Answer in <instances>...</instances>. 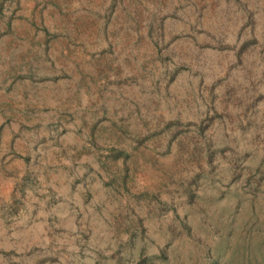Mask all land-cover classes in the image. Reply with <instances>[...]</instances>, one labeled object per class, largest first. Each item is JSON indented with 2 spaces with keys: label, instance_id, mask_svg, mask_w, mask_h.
<instances>
[{
  "label": "rangeland",
  "instance_id": "rangeland-1",
  "mask_svg": "<svg viewBox=\"0 0 264 264\" xmlns=\"http://www.w3.org/2000/svg\"><path fill=\"white\" fill-rule=\"evenodd\" d=\"M253 193L264 0H0V264H198Z\"/></svg>",
  "mask_w": 264,
  "mask_h": 264
},
{
  "label": "trees",
  "instance_id": "trees-1",
  "mask_svg": "<svg viewBox=\"0 0 264 264\" xmlns=\"http://www.w3.org/2000/svg\"><path fill=\"white\" fill-rule=\"evenodd\" d=\"M242 203L239 199L227 210L232 212L227 221L214 222L215 241L198 264H264V218L259 215L264 197L253 193Z\"/></svg>",
  "mask_w": 264,
  "mask_h": 264
}]
</instances>
